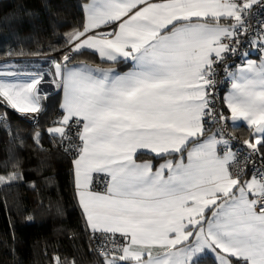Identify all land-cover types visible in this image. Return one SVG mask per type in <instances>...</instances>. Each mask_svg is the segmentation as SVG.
<instances>
[{"label": "snow or ice", "instance_id": "1", "mask_svg": "<svg viewBox=\"0 0 264 264\" xmlns=\"http://www.w3.org/2000/svg\"><path fill=\"white\" fill-rule=\"evenodd\" d=\"M254 7L264 9V0L82 5L84 19L69 33L62 60L52 59L62 115L46 132L72 159L78 204L102 264H201L208 253L218 264H264V170L246 178L249 162L259 157L264 165V16ZM241 35L257 36L249 43L261 50L259 64L240 51ZM88 52L132 67L119 73L71 64ZM237 53L245 63L233 73L226 64ZM221 67L232 79L224 97L230 119L252 130L243 141L248 154L233 149L221 123L229 117L216 109ZM43 79L38 73L21 82L17 72L0 70V104L38 115ZM207 122L221 124L218 133L206 135ZM145 152L163 162L139 161ZM20 179L19 172L0 175V185Z\"/></svg>", "mask_w": 264, "mask_h": 264}, {"label": "trees", "instance_id": "2", "mask_svg": "<svg viewBox=\"0 0 264 264\" xmlns=\"http://www.w3.org/2000/svg\"><path fill=\"white\" fill-rule=\"evenodd\" d=\"M88 1L0 0V65L46 73L45 58L62 60L59 52L69 33L79 28L82 5ZM251 45L247 54H256ZM71 64L113 66L120 72L129 68L128 63L108 62L90 52L76 55ZM61 99L60 90L42 97L35 125L0 104V175L21 176L0 185V264H55L56 257L60 264H102V256L92 250L91 233L77 202L72 159L61 150L59 139L46 132L61 117ZM223 112L228 114L224 106ZM229 130L241 141L251 139L248 128ZM36 133H41L39 144L34 142ZM144 158L159 160L139 156ZM201 264L215 262L204 255Z\"/></svg>", "mask_w": 264, "mask_h": 264}, {"label": "built area", "instance_id": "3", "mask_svg": "<svg viewBox=\"0 0 264 264\" xmlns=\"http://www.w3.org/2000/svg\"><path fill=\"white\" fill-rule=\"evenodd\" d=\"M254 11H259L261 16H264V9H260V8H256L254 7ZM258 18L257 17H253V25L255 27L256 24V20ZM241 40L243 41V43L240 45V51L241 52H247L250 48H251V44L249 43V41H252V39H257L256 35H250L247 38H245L243 35H241ZM235 46V45H234ZM255 50H256V54L260 53L261 50H259L256 46H255ZM245 58H242L241 55L239 53L230 56L227 60V64L226 67H228V71L230 72H234L237 67L241 66L244 62ZM217 79H218V83L215 87V95H216V109L219 112H222L224 116L229 117L228 114H226L225 112H223V101H222V94L223 92L231 85V78L229 75H227V73L225 72L224 68H217ZM39 87V92L41 93V89L42 88H49V90L51 89V84L50 81L48 80V78L44 77L43 81L41 82V84L38 86ZM17 114L19 115V117H21L24 120L29 121L32 124H37L40 120V116H41V112L37 115V114H25L22 115L20 113L17 112ZM223 124L224 127H226L228 134L234 138L233 143H232V147L233 149H238L239 153L241 155L244 154H248L250 152V150H248L246 148V146L243 145V141L235 138V136H233L229 130V119L221 122ZM221 124H215L213 125L211 122H207L205 123V128H211V132L208 133H213V132H217L218 133V129L220 128ZM239 157H238V161H239ZM233 174H237L240 172V168L239 167H233L230 169ZM261 170H264V165L261 164L259 157H257L255 159V163H251L249 162L248 167L246 169V173L248 175H252L254 172H259ZM100 189H103V183H101L100 185ZM119 238V237H118ZM91 247L92 250L95 252V254L99 255V256H103V249H97V245L95 243V241H93L91 239ZM109 247H111L109 245ZM95 249V250H94Z\"/></svg>", "mask_w": 264, "mask_h": 264}, {"label": "crops", "instance_id": "4", "mask_svg": "<svg viewBox=\"0 0 264 264\" xmlns=\"http://www.w3.org/2000/svg\"><path fill=\"white\" fill-rule=\"evenodd\" d=\"M92 2V0H89L87 3H91ZM83 15H84V13H83ZM90 53H92V52H90ZM93 54V53H92ZM96 56H98L99 57V55L98 54H95ZM261 55L262 54H259L258 56H257V54H255V53H249L248 55H247V58L246 59H248V60H252V61H254V62H256L257 64H259L260 63V60H261ZM100 58V57H99ZM101 59V58H100ZM45 60H47L48 61V63H47V65H46V67H47V69H46V71H47V74L48 75H46V77L48 78V80L50 81V84H51V89H50V91L53 93L55 90H57V87H56V85L52 82V76H51V72L53 71V64H52V60H50V58H45ZM103 60V59H102ZM57 61H59V60H57ZM106 61V60H105ZM117 62H121V61H117ZM4 64H1L0 65V69L1 70H10V69H12L13 71H15L16 70V66L14 67L13 65H11V64H6L5 62H3ZM245 63V62H244ZM129 64V68L127 69V70H125V71H123V72H120V71H117V69L115 68V67H107V68H105V67H101V68H104V69H108V68H112V69H114L116 72H119V73H125V72H127L128 70H130V68L132 67V65H131V63H128ZM74 65H80V64H74ZM244 65V64H243ZM242 65V66H243ZM15 68V69H14ZM15 72H17V78L21 81V82H25V81H27V79H28V77H30V76H33V75H36V74H38L39 72H35V73H30V72H27V73H24V72H20L19 70L17 71H15ZM235 73V72H234ZM39 74H41V73H39ZM5 78H7V77H5ZM231 82H232V79H231ZM59 90V89H58ZM61 91V90H60ZM231 91V85L223 92V97H222V99H223V106H224V109H225V111L228 113V116H229V126L230 127H232V128H237V127H245V128H248V129H250V127L247 125V122L246 121H244L243 119H240V120H237L235 123H233L232 121H231V119H230V110H228L227 109V107H226V104H225V101H224V97L225 96H227L228 94H229V92ZM61 94H62V99H61V104H62V102H63V92L61 91ZM6 106V105H5ZM7 107V106H6ZM60 109H61V107H60ZM61 115H62V109H61ZM251 130V129H250ZM252 131V130H251ZM206 135H211V133H208V132H206ZM144 154H148V155H152L153 157H154V154H152V153H150V152H145ZM147 160H152V158L151 159H148V158H144V159H140L139 161H147ZM153 161V163L156 165V166H158L159 165V163H162L163 161L162 160H157V161H154V160H152ZM185 162H186V153H185ZM251 176L250 175H246V178H250ZM100 185H101V183H99L98 185H97V187L100 189ZM76 197H77V192H76ZM77 202H78V198H77ZM81 208V207H80ZM81 211H82V209H81ZM83 213V212H82ZM84 216V215H83ZM87 226V225H86ZM87 229H88V231L90 232V229L88 228V226H87ZM117 237H119V234H117ZM153 255H155V251L153 252ZM206 255H209L212 259H213V261L215 262V264H218V262L214 259V256L211 254V253H208V254H206Z\"/></svg>", "mask_w": 264, "mask_h": 264}, {"label": "rangeland", "instance_id": "5", "mask_svg": "<svg viewBox=\"0 0 264 264\" xmlns=\"http://www.w3.org/2000/svg\"><path fill=\"white\" fill-rule=\"evenodd\" d=\"M1 70V69H0ZM10 70H12V69H10ZM13 71V70H12ZM42 75H43V77H45V75H48L47 74V72L46 73H41ZM231 78V77H230ZM58 90V89H57ZM41 93H40V95H41V97H44V96H47V95H50V94H52V92L49 90V88H47V89H45V88H42L41 90ZM56 91V90H55ZM54 91V92H55ZM53 92V93H54ZM3 105V104H2ZM10 108V107H9ZM15 111V110H14ZM16 112V111H15ZM17 113V112H16ZM27 121V120H26ZM29 122V121H28ZM30 123V122H29ZM32 124V123H31ZM33 125H35V124H33Z\"/></svg>", "mask_w": 264, "mask_h": 264}]
</instances>
